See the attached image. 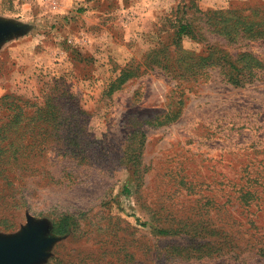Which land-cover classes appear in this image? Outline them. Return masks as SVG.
<instances>
[{
    "label": "rangeland",
    "instance_id": "1",
    "mask_svg": "<svg viewBox=\"0 0 264 264\" xmlns=\"http://www.w3.org/2000/svg\"><path fill=\"white\" fill-rule=\"evenodd\" d=\"M0 22V241L36 230L28 264H264V38L224 37H262L264 0H0ZM205 227L236 246L172 254Z\"/></svg>",
    "mask_w": 264,
    "mask_h": 264
},
{
    "label": "trees",
    "instance_id": "2",
    "mask_svg": "<svg viewBox=\"0 0 264 264\" xmlns=\"http://www.w3.org/2000/svg\"><path fill=\"white\" fill-rule=\"evenodd\" d=\"M254 24H257V22H254ZM189 26L190 23L187 24H181L178 29L176 30V34L178 36L182 35L183 33H189ZM236 32V34H234ZM247 30H245L244 27H233V29L227 30L225 33L224 37H226L228 40H240L242 38H245L249 41L252 40H257L260 38H264V31H259L258 34H261L262 37L259 35H254L250 33L249 35H246ZM245 35V37H244ZM242 58H247L252 61H256V59L247 52H242L239 54ZM229 66L233 71H239L243 67H238L237 65L234 64L233 61H229ZM251 73V71L248 72V74ZM230 80L234 84H238V79L236 76L230 77ZM75 218L73 215H64L60 217L57 221L53 223L52 230L55 234L57 235H64L66 234L70 227L74 224ZM156 233L161 234V235H167V234H172V233H177V232H185L189 233L188 230L184 229H167V228H157L154 229ZM192 230V235L198 237V240L194 242V245L192 246H182L179 248H172V254L175 255L176 257L182 258V259H190L191 257L193 258H203L207 255H221L223 253H228L229 250H232L234 246H236V243L233 241L232 237L223 234V231L220 228L213 229V227L208 228H202L201 231H196V229H191ZM214 235V236H211ZM223 237V240L221 242L220 237ZM206 238V240H205Z\"/></svg>",
    "mask_w": 264,
    "mask_h": 264
},
{
    "label": "water",
    "instance_id": "3",
    "mask_svg": "<svg viewBox=\"0 0 264 264\" xmlns=\"http://www.w3.org/2000/svg\"><path fill=\"white\" fill-rule=\"evenodd\" d=\"M15 29L16 25L0 22V38ZM45 243L38 241L36 230L34 232L31 230L29 235L21 239L0 241V264H28L38 255Z\"/></svg>",
    "mask_w": 264,
    "mask_h": 264
}]
</instances>
